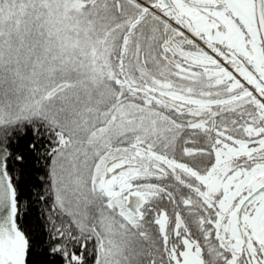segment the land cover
I'll return each mask as SVG.
<instances>
[{
  "label": "snow or ice",
  "instance_id": "6c2138e0",
  "mask_svg": "<svg viewBox=\"0 0 264 264\" xmlns=\"http://www.w3.org/2000/svg\"><path fill=\"white\" fill-rule=\"evenodd\" d=\"M0 264H264V0H0Z\"/></svg>",
  "mask_w": 264,
  "mask_h": 264
}]
</instances>
